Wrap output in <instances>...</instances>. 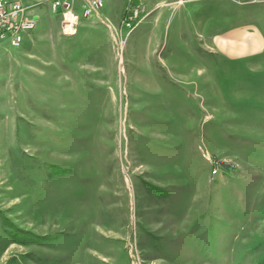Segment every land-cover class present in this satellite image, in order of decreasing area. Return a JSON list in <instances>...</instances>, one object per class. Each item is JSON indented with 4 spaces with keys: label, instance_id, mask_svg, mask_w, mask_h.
<instances>
[{
    "label": "rangeland",
    "instance_id": "1",
    "mask_svg": "<svg viewBox=\"0 0 264 264\" xmlns=\"http://www.w3.org/2000/svg\"><path fill=\"white\" fill-rule=\"evenodd\" d=\"M54 14L0 41V264H264V84L200 47L264 4L193 2L106 47Z\"/></svg>",
    "mask_w": 264,
    "mask_h": 264
},
{
    "label": "crops",
    "instance_id": "2",
    "mask_svg": "<svg viewBox=\"0 0 264 264\" xmlns=\"http://www.w3.org/2000/svg\"><path fill=\"white\" fill-rule=\"evenodd\" d=\"M19 1L27 7V15L29 17L35 18L36 20L40 19V16L46 15L47 13L53 14L48 4L50 0ZM72 1L75 11L80 13L83 8L84 0ZM102 1L103 6L89 19H84L85 21L80 20L75 34L67 36H76L79 34V32H82L83 34L88 33L92 36V31H96L93 36L98 37L99 31L106 30V35L103 34V36H105V40H107L105 47L110 45L109 38L115 34V39L117 42V33H119L118 38L123 37L124 39V35L122 34L123 30L121 29V19L127 0ZM135 1L138 2L139 0ZM200 1L202 0H154V2L152 1L151 3L152 5L149 9L150 13L147 16H151L153 14L152 23L155 24V28H157L163 18L166 17V12L171 13L174 10L176 11L185 7L186 4ZM142 2L145 4V0H142ZM256 4H264V2ZM166 6L167 11H165ZM54 15H57L58 22L50 23V27L54 24L60 29L62 17L59 14ZM145 18L146 17H144V19ZM250 20V22L242 21L240 23H236L235 25L230 26L228 29L221 32L213 31L208 33L205 36L206 43L204 45H200V47L202 46L201 48L205 51L208 49V51L220 53L230 61L235 62V66H242L243 64L253 75L254 80H256L257 77H260L259 81L253 83V88L256 89L260 85L264 84V16L260 15L258 19L252 18ZM204 31H206V29ZM24 36H28V33H26ZM155 39L157 45L160 42L161 36H157ZM252 92L253 96L256 95L255 97L257 98V102L264 104V90H254Z\"/></svg>",
    "mask_w": 264,
    "mask_h": 264
},
{
    "label": "built area",
    "instance_id": "3",
    "mask_svg": "<svg viewBox=\"0 0 264 264\" xmlns=\"http://www.w3.org/2000/svg\"><path fill=\"white\" fill-rule=\"evenodd\" d=\"M134 0H127L121 19V29L128 35L134 27L150 12L142 0L132 4ZM237 5L263 3L264 0H228ZM51 12L60 14V29L65 35L75 34L80 20L89 19L102 6V0H84L80 13L76 12L71 0H50ZM36 26V19L27 15V7L19 0H0V41L8 40L13 47H18L23 41V34L32 31ZM124 43V40H123ZM211 176L217 175L222 169L227 170L231 165L214 159Z\"/></svg>",
    "mask_w": 264,
    "mask_h": 264
},
{
    "label": "trees",
    "instance_id": "4",
    "mask_svg": "<svg viewBox=\"0 0 264 264\" xmlns=\"http://www.w3.org/2000/svg\"><path fill=\"white\" fill-rule=\"evenodd\" d=\"M135 2L136 1L134 0L132 4H135ZM152 189H156V188L152 187L151 190ZM1 226L3 227V229L6 231V233L10 237L11 242L18 243L21 245L34 244V245H39V246H47L48 244L52 242L53 238H55L49 234L36 235L30 231L21 230L17 228L13 223L9 222L7 218L5 217H1ZM7 264H12V263H7Z\"/></svg>",
    "mask_w": 264,
    "mask_h": 264
}]
</instances>
